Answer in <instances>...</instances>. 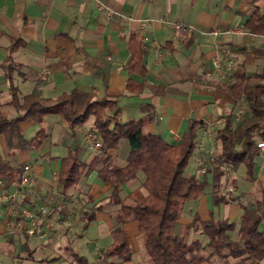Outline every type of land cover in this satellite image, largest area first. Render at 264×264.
Here are the masks:
<instances>
[{
	"label": "crops",
	"instance_id": "obj_1",
	"mask_svg": "<svg viewBox=\"0 0 264 264\" xmlns=\"http://www.w3.org/2000/svg\"><path fill=\"white\" fill-rule=\"evenodd\" d=\"M254 15L264 17V0H0V110L9 119L18 115L10 105V77L21 96L36 88L42 98L55 99L77 89L97 100H113L116 108L108 113L112 122L142 120L144 133L159 135L170 144L178 143L188 122L196 120L204 126L197 131V147L186 173L198 175L206 156L215 154V132L223 124L222 117L233 114L238 120L237 113L246 110L243 100H234L216 84L264 74V55H260L264 30L253 34L245 26ZM215 31L220 34L215 36ZM131 34L141 38L144 77L126 70ZM216 57L222 63L228 58L231 68L215 70ZM207 72L210 77L205 79ZM127 78L133 82L132 90L127 88ZM135 85H142V90H134ZM91 124L92 119L70 129L55 114L44 116L41 123L26 119L19 125L25 140L40 129L47 137L39 148L13 153L0 135V154L19 169L14 177L0 178V264H75L74 254L91 264L90 246H99L101 257L111 244L119 208L110 200L111 183L96 170L67 191L57 183L61 160L68 154L88 164L101 150L92 148L101 142L97 134L95 139L87 138ZM105 152V170L121 169L127 164L129 144L121 139L115 149ZM256 165L255 183L244 179L242 167L226 169L221 191L234 193L235 202L214 205L207 192L184 204L180 223H191L194 214L201 220L238 222L241 205L264 191V150ZM25 166L30 167L28 187L20 184ZM142 179L139 174L136 180L119 185V198L140 188ZM9 200L12 210L5 208ZM93 205L102 209L84 227L81 212ZM10 221L22 226L7 231ZM32 227L35 235L23 233ZM260 227L264 230V222ZM121 228L131 259L112 258L113 264H148L137 222ZM193 237L191 230L188 240ZM24 242L25 249L21 248ZM96 264L103 263L99 259Z\"/></svg>",
	"mask_w": 264,
	"mask_h": 264
},
{
	"label": "trees",
	"instance_id": "obj_2",
	"mask_svg": "<svg viewBox=\"0 0 264 264\" xmlns=\"http://www.w3.org/2000/svg\"><path fill=\"white\" fill-rule=\"evenodd\" d=\"M245 26L250 33L261 34L264 17L254 15ZM140 42L138 34H131V59L126 70L129 75L144 77L146 69ZM7 80L10 105L18 115L9 119L7 113L0 110V135L5 136L11 153L39 148L47 137L40 129L30 140H25L19 125L26 119L41 123L44 116L55 114L62 117L70 129L81 127L92 119L88 131L99 136L101 150L88 164L79 161L76 154H68L61 160L57 183L67 191L95 170L103 181L111 183L110 200L119 208L115 213L117 226L111 231L112 242L101 255L103 264H113L112 258L120 262L131 259L127 236L121 228L129 222H137L148 264H264V230L260 227L264 222L263 190L248 204L241 205L238 222L212 218L201 220L194 214L191 223H180L184 204L207 195V192L211 194L214 205L237 200V196L226 188L221 191L226 169L242 167L244 179L255 183L256 160L260 155L257 144L264 142V74L243 75L216 84L234 100H243L246 110L238 120L233 114L222 117L223 124L215 132V154L206 156L203 175L186 173L197 147V131L204 126L202 122L190 120L181 140L170 144L159 135L144 133L142 120L124 124L112 122L108 113L116 108L113 100H97L92 94L77 89L55 99L42 98L36 88L21 96L12 79L9 77ZM126 82L127 88L131 89L133 82L128 78ZM134 90L140 92L142 85H135ZM121 139H126L129 144L126 166L105 170L108 161L105 150L115 149ZM18 172L19 169L13 168L0 154V178L14 177ZM139 174L143 177L140 188L120 199L119 185L136 180ZM101 209L100 205H93L82 210L80 220L83 226L94 220L96 212ZM191 230L194 237L189 241ZM21 248H26V242ZM73 256L75 264H87L85 257Z\"/></svg>",
	"mask_w": 264,
	"mask_h": 264
},
{
	"label": "built area",
	"instance_id": "obj_3",
	"mask_svg": "<svg viewBox=\"0 0 264 264\" xmlns=\"http://www.w3.org/2000/svg\"><path fill=\"white\" fill-rule=\"evenodd\" d=\"M174 27L176 29H179L180 28V25H176L175 24ZM238 31H240V30H238ZM213 34L215 36H217L220 33L218 31H215V32H213ZM231 63L232 62L228 58L225 59V63H222V62H220V59L216 57L213 60V68L215 70H217V71H226L227 69H230L231 68ZM202 77L205 78V79H207V78L210 77V73H208V72L207 73H204ZM243 113H244V111H242V110L239 113H237V118H240L243 115ZM87 138L88 139H95L94 133H88L87 134ZM257 146H258V148L260 150H264V142H258ZM92 148L101 149L102 148V143L100 141L99 142L97 141V142H95V143L92 144ZM197 173H198V175H203L205 173V166L203 164H201V167L199 168V170H198ZM0 183H2L1 180H0ZM20 184L22 186H25V187H28V186L31 185L30 167L29 166H25L22 169V174H21V177H20ZM7 205H9V207H8L9 210H12L13 209V206H12L10 200L7 202ZM27 233L29 235H31L32 234V231L31 230L30 231H27Z\"/></svg>",
	"mask_w": 264,
	"mask_h": 264
},
{
	"label": "rangeland",
	"instance_id": "obj_4",
	"mask_svg": "<svg viewBox=\"0 0 264 264\" xmlns=\"http://www.w3.org/2000/svg\"><path fill=\"white\" fill-rule=\"evenodd\" d=\"M190 164V163H189ZM189 164H188V166H189ZM187 169H188V167H187ZM9 207V205H7L6 204V209ZM41 212V211H40ZM7 215H9L8 214V211H6L5 212ZM15 212H13V214H14ZM13 220V219H12ZM19 220V219H18ZM8 225V228H7V231H13L16 227H21L22 225H21V223H17V222H15V223H12L11 221L9 222V224H7ZM31 229V231H32V234L31 235H29L27 232H23V233H25V234H27V235H29V236H33V235H35V231L36 230H34V229H36V228H30ZM261 229H263L262 227H261ZM18 240V242L20 243L21 242V240H20V238H18L17 239ZM87 246H88V244H85V247L87 248ZM85 248V249H86ZM90 248L92 249V251L94 252V255L92 256L93 257V261L91 262V264H96L97 262H98V260L99 259H101V257H100V255L99 254H101V248L99 247V246H90Z\"/></svg>",
	"mask_w": 264,
	"mask_h": 264
}]
</instances>
